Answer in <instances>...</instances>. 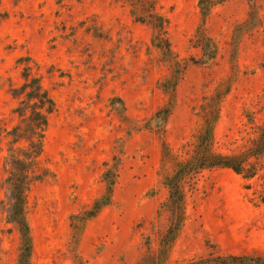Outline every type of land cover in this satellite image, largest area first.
<instances>
[{"label":"rangeland","instance_id":"rangeland-1","mask_svg":"<svg viewBox=\"0 0 264 264\" xmlns=\"http://www.w3.org/2000/svg\"><path fill=\"white\" fill-rule=\"evenodd\" d=\"M33 78L53 103L37 130L21 90ZM207 123L221 153L264 123V0H0V264H17L23 243L16 185L30 264L264 255L263 173L219 166L186 186L160 253L174 219L164 181ZM109 179V204L86 216Z\"/></svg>","mask_w":264,"mask_h":264},{"label":"trees","instance_id":"trees-1","mask_svg":"<svg viewBox=\"0 0 264 264\" xmlns=\"http://www.w3.org/2000/svg\"><path fill=\"white\" fill-rule=\"evenodd\" d=\"M204 2L205 0H202V3ZM200 41L202 50L208 57H212L214 52L210 51L209 53L207 51L210 39L201 37ZM26 88H30L27 92L28 98L26 100L32 99V106L35 108L32 113V119L35 124L33 126H36L35 130L42 129L47 124L46 112L51 111L52 100L48 98L47 92L41 89V85L37 82L36 78L23 83L21 90H25ZM26 100L23 99L21 102H26ZM26 103L28 104V102ZM213 142V124L207 123L203 131L198 135L191 157L178 163L174 172L164 181L169 191L166 206L172 213L174 219L171 221L163 239H161V255L167 252L169 246L177 236L180 220H182L185 188L191 182L195 181L197 175L204 169H211L218 166L228 167L246 180L253 179L262 172V178L264 179V123L260 126L257 137L240 152L221 153L213 147ZM112 183L113 180L109 179L106 193L94 201L92 208L86 216L92 217L96 215L104 206L109 204L112 194ZM247 186L251 187V184L248 183ZM14 192L15 201L12 220L19 224L20 231L23 235V243L20 248V256H18L17 264H30L32 251L28 239L29 227L23 219V197L25 196L20 185L15 186ZM257 192L258 198L264 202V186ZM181 264H264V255L256 253H226L216 255V253H210L207 257L200 259L194 258Z\"/></svg>","mask_w":264,"mask_h":264}]
</instances>
